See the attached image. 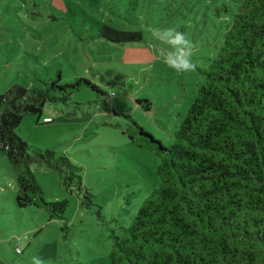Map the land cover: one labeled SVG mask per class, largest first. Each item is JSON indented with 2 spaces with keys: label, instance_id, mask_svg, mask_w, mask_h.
Here are the masks:
<instances>
[{
  "label": "rangeland",
  "instance_id": "rangeland-1",
  "mask_svg": "<svg viewBox=\"0 0 264 264\" xmlns=\"http://www.w3.org/2000/svg\"><path fill=\"white\" fill-rule=\"evenodd\" d=\"M237 8L238 0H0V95L57 73L60 85L83 78L99 89L73 93L66 106L46 104L39 120L25 115L14 130L81 168L80 193L57 172L30 166L46 201H68L63 220L16 206L15 173L0 150V264H110L111 234L130 225L157 186L160 162L128 139L133 127L119 115L170 146ZM104 26L142 40L107 42L98 36Z\"/></svg>",
  "mask_w": 264,
  "mask_h": 264
},
{
  "label": "trees",
  "instance_id": "trees-1",
  "mask_svg": "<svg viewBox=\"0 0 264 264\" xmlns=\"http://www.w3.org/2000/svg\"><path fill=\"white\" fill-rule=\"evenodd\" d=\"M225 28L216 58L199 70L202 83L170 146L119 115L136 132H125L128 139L160 162L157 186L130 225L111 234L110 264H264V0H238ZM98 36L119 45L142 40L139 32L107 26ZM56 76L0 95V150L15 173V204L40 208L49 220H63L68 201H46L30 166L57 172L63 187L80 193L81 168L64 156L47 157L14 130L25 115L39 120L46 104L66 106L75 92L99 91L87 79L60 85ZM136 103L150 110L148 101Z\"/></svg>",
  "mask_w": 264,
  "mask_h": 264
},
{
  "label": "crops",
  "instance_id": "crops-1",
  "mask_svg": "<svg viewBox=\"0 0 264 264\" xmlns=\"http://www.w3.org/2000/svg\"><path fill=\"white\" fill-rule=\"evenodd\" d=\"M122 47H125V46H127V44H124V45H121ZM127 54V52H126V50L125 49H123V52H122V54H121V59L122 60H125L126 59V55ZM124 58V59H123Z\"/></svg>",
  "mask_w": 264,
  "mask_h": 264
},
{
  "label": "built area",
  "instance_id": "built-area-1",
  "mask_svg": "<svg viewBox=\"0 0 264 264\" xmlns=\"http://www.w3.org/2000/svg\"><path fill=\"white\" fill-rule=\"evenodd\" d=\"M52 120H50L49 122H51ZM16 250H18V248L16 249Z\"/></svg>",
  "mask_w": 264,
  "mask_h": 264
}]
</instances>
